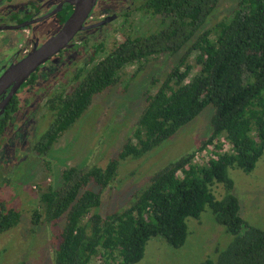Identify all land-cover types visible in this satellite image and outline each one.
<instances>
[{"label":"trees","instance_id":"obj_1","mask_svg":"<svg viewBox=\"0 0 264 264\" xmlns=\"http://www.w3.org/2000/svg\"><path fill=\"white\" fill-rule=\"evenodd\" d=\"M219 2L149 0L151 28L136 37L125 36L109 52L100 44L73 74L69 93L50 100L56 120L35 146L44 161L94 98L118 83L122 70L165 55L180 57L153 81L157 91L147 93V106L118 157L104 168L91 164L66 169L61 186L51 184L41 191V211L34 212L33 224L56 226L66 218L55 264H94L100 258L103 264H138L148 243L157 238L182 248L189 235L188 219H200L208 207L233 241L226 250H218L216 259L202 264H264V230L241 216L229 176L230 169L253 173L264 155V0H240L228 20L203 31ZM209 106L215 115L208 139L151 173L122 212H99L103 194L119 182L123 161L148 157ZM221 142L229 143L232 152H222ZM210 149L216 151L203 163L207 165L196 164L198 154ZM46 169L53 174L51 164ZM215 184L228 192L222 200L213 194ZM1 210L0 235L22 222L19 211L4 204Z\"/></svg>","mask_w":264,"mask_h":264},{"label":"rangeland","instance_id":"obj_2","mask_svg":"<svg viewBox=\"0 0 264 264\" xmlns=\"http://www.w3.org/2000/svg\"><path fill=\"white\" fill-rule=\"evenodd\" d=\"M239 2L240 0H220L217 10L202 30L211 29L217 23L228 20L238 8ZM127 35L129 32L119 37L115 32L108 36L104 43L106 52L111 51L115 43ZM179 59V56L165 55L147 64H135L122 70L118 83L94 98L92 106L74 128L53 146L46 162L33 155L29 156V140H39L51 122H20L14 141L22 150L9 158L5 150L0 152V159L4 163L8 158L13 169L21 167L11 187L9 185L12 182L5 183V189L0 186V212L4 204L6 209L19 211L22 222L10 232L0 235V264H55L58 237L61 240L66 218L62 217L56 226L45 222H41L39 226L33 224V214L40 210L41 191H46L51 184L57 188L61 186V174L66 169H85L86 166L92 167L91 164L104 168L110 160L118 157L147 106V93L153 95L157 91L153 81L161 79ZM79 62L73 61L72 72L79 66ZM43 74L44 72L40 73ZM214 115L215 108L209 106L148 157L138 161H123L119 182L103 194V205L99 212L107 215L126 209L134 201L136 193L144 187L151 173L193 152L209 138ZM221 145L222 152H232L229 143L221 142ZM215 151L216 149H210L198 154L195 163L206 166L203 163H207ZM29 157H33L31 162L28 161ZM18 161H21L20 165L17 164ZM49 164L53 174H49L45 168ZM6 171L7 169L3 173ZM10 175L14 176L12 172ZM229 176L234 182L232 194L240 202L241 216L249 225L264 230V155L253 173L245 174L242 170L230 169ZM213 194L218 200H222L228 192L224 185L215 184ZM188 227V239L182 248L175 249L164 239L157 238L148 243L144 259L138 264H202L207 259H216L218 250H226L233 241L225 227L217 223L209 207L200 219L189 218ZM94 261V264H103L101 258Z\"/></svg>","mask_w":264,"mask_h":264},{"label":"flooded vegetation","instance_id":"obj_3","mask_svg":"<svg viewBox=\"0 0 264 264\" xmlns=\"http://www.w3.org/2000/svg\"><path fill=\"white\" fill-rule=\"evenodd\" d=\"M148 1L95 0L83 23V30L28 77L15 93L12 92V86L0 97V152L5 150L9 158L22 150L14 141L20 122L56 120L57 111L50 106V100L55 94L69 93L75 71L86 62L95 48L105 43L108 36L116 32L120 37L129 32L131 37H136L151 28ZM75 2L5 0L0 5V78L12 66L25 60L61 33L77 9ZM73 61L80 62L72 72ZM41 72L44 74L40 75ZM41 138H29V156L41 159L35 151ZM8 158L6 163L0 159V181L6 184L12 182L9 185L11 187L21 167L13 169ZM32 158L29 157L28 161L31 162ZM17 164L20 165L21 161ZM5 169L7 171L3 173ZM11 172L14 176L10 175Z\"/></svg>","mask_w":264,"mask_h":264},{"label":"water","instance_id":"obj_4","mask_svg":"<svg viewBox=\"0 0 264 264\" xmlns=\"http://www.w3.org/2000/svg\"><path fill=\"white\" fill-rule=\"evenodd\" d=\"M4 1L5 0H0V5ZM94 3L95 0H76L75 4L77 9L61 33L41 49L29 55L25 60L12 66L0 78V97L12 86V92L15 93L26 79H28V77H30L41 65L63 50L73 37L83 30V23L89 15Z\"/></svg>","mask_w":264,"mask_h":264}]
</instances>
